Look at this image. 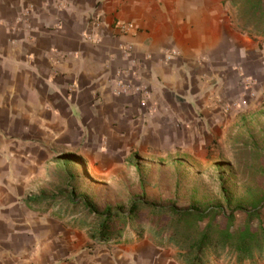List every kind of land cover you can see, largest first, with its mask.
<instances>
[{"label": "crops", "instance_id": "crops-1", "mask_svg": "<svg viewBox=\"0 0 264 264\" xmlns=\"http://www.w3.org/2000/svg\"><path fill=\"white\" fill-rule=\"evenodd\" d=\"M133 70L143 89L118 94ZM262 96L264 40L233 0H0V264H191L45 198L74 192L75 164L111 179L143 152L206 156Z\"/></svg>", "mask_w": 264, "mask_h": 264}, {"label": "rangeland", "instance_id": "rangeland-1", "mask_svg": "<svg viewBox=\"0 0 264 264\" xmlns=\"http://www.w3.org/2000/svg\"><path fill=\"white\" fill-rule=\"evenodd\" d=\"M262 1V3H259ZM233 9L243 29L255 39L261 35L264 25L260 22L264 10V0H233ZM264 40L263 36H260ZM249 84V83H248ZM250 85V84H249ZM208 155H193L190 152L171 151L164 156L141 153L131 158L124 167H118L113 178L80 177L79 164H75L70 179L74 192L57 196L55 207L71 201H77L74 207L76 219L91 223L89 232L96 233L103 221L88 208L94 205L101 213L125 215L135 201L149 202L161 207L175 206L187 209L191 207H209L222 205L227 207V198L232 206H241L246 210L235 212L236 224L242 225L247 218V210H253L264 201V96L258 105H254L235 123L233 132H220L218 140L208 148ZM78 168V169H77ZM78 175V177L76 176ZM77 188H86V195L77 193ZM76 190V191H75ZM71 191V190H70ZM59 198V199H58ZM90 205V206H91ZM229 207V206H228ZM133 220H115L110 223L111 231L102 236L105 241L115 240L137 232L138 228L150 227L161 219L168 224V215L157 217L152 209L140 211ZM264 223V206L260 218ZM205 222H201V227ZM147 237L153 234L147 230ZM97 241V239L95 240Z\"/></svg>", "mask_w": 264, "mask_h": 264}, {"label": "trees", "instance_id": "trees-1", "mask_svg": "<svg viewBox=\"0 0 264 264\" xmlns=\"http://www.w3.org/2000/svg\"><path fill=\"white\" fill-rule=\"evenodd\" d=\"M260 22L264 25V10L257 25ZM258 26L260 27V25ZM259 33L260 36L264 37V29L260 30ZM55 197L57 196L54 195L45 199H53L54 201ZM58 197L60 198L59 195ZM85 203L88 208L91 207L92 211L99 215V221H103L99 230L93 234L97 236L108 235L111 231L110 223L115 217L114 214L101 213L94 205L90 204V206L89 203ZM226 203L227 207L216 205L182 209L175 206L164 208L149 202L135 201L129 207L127 214H119L115 220L136 219L141 210L148 208L152 209L153 214L158 218L168 215L167 225H163L159 219L157 224L155 223L148 228L143 226L138 228L137 232L125 236V240L127 242L141 240L146 231L150 230L153 234V240L159 246H176L183 251L181 256L190 261L191 264H209L220 257L223 252L232 253L237 257L236 261L241 264H252L260 261L264 258V223L259 219V223L254 225L253 221L260 218L264 201L261 200L259 203H263L262 207L260 205L258 207V203H254L256 206L253 210L246 211V221L239 226L236 224L235 212L239 209H246L241 206L233 207L229 198H227ZM78 204L77 201L69 202L64 208L65 212L75 213L74 207H78ZM201 222H205L203 227H201ZM121 237L115 239L114 243H118Z\"/></svg>", "mask_w": 264, "mask_h": 264}, {"label": "built area", "instance_id": "built-area-1", "mask_svg": "<svg viewBox=\"0 0 264 264\" xmlns=\"http://www.w3.org/2000/svg\"><path fill=\"white\" fill-rule=\"evenodd\" d=\"M140 74L138 71H131L126 74V76L123 79H120L117 81V93H130L134 91L142 90V86H139L138 88L135 87V85L129 83V79L131 77L139 78ZM248 85V83H246ZM136 88V89H135Z\"/></svg>", "mask_w": 264, "mask_h": 264}]
</instances>
